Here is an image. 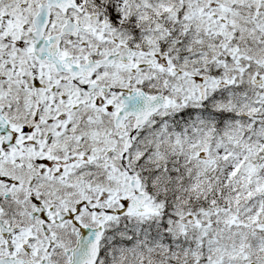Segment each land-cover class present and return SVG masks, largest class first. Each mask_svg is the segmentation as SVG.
Returning <instances> with one entry per match:
<instances>
[{
  "label": "snow or ice",
  "instance_id": "1",
  "mask_svg": "<svg viewBox=\"0 0 264 264\" xmlns=\"http://www.w3.org/2000/svg\"><path fill=\"white\" fill-rule=\"evenodd\" d=\"M0 264H264V0H0Z\"/></svg>",
  "mask_w": 264,
  "mask_h": 264
}]
</instances>
